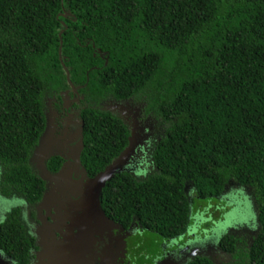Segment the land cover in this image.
I'll use <instances>...</instances> for the list:
<instances>
[{
	"label": "trees",
	"instance_id": "16d2710c",
	"mask_svg": "<svg viewBox=\"0 0 264 264\" xmlns=\"http://www.w3.org/2000/svg\"><path fill=\"white\" fill-rule=\"evenodd\" d=\"M64 29L61 56L86 99H132L160 134L148 174L121 172L103 189L107 217L179 238L192 224L190 189L218 199L236 182L252 190L260 230L250 244L230 234L220 247L235 264H264V0H0V193L31 204L45 189L30 164L45 99L70 87ZM83 120L81 160L94 176L127 148L130 130L98 108ZM33 243L13 209L0 247L28 264Z\"/></svg>",
	"mask_w": 264,
	"mask_h": 264
},
{
	"label": "flooded vegetation",
	"instance_id": "af4514ba",
	"mask_svg": "<svg viewBox=\"0 0 264 264\" xmlns=\"http://www.w3.org/2000/svg\"><path fill=\"white\" fill-rule=\"evenodd\" d=\"M73 85L74 87L70 86L45 99L46 121L48 119L51 122V126L55 131L54 139L50 142V146H52L53 152L60 154V156L51 157L48 162L54 157H58L61 160V164L57 169H50L48 162L47 167L50 173L55 176L64 170L62 173L63 178L60 179L63 182V184L61 183L64 187V189H61L63 193L55 187V183L52 184L51 188V184L45 181L44 193L41 201L38 203L31 204L17 193H13L8 197L0 193V225L5 221L8 213L13 209L19 208L21 221L30 239L34 240L33 246L30 249L28 264H43L46 262V258L44 259L45 250L52 249L55 251L60 250L63 245L67 246V239L61 233L66 232L67 228L72 229L75 235L78 234L77 225L79 224L78 219L81 215L80 208H82L81 202L83 200L81 186H84L88 179H93L96 176L90 175L82 160L79 164L74 159L82 144L83 149L80 159L85 149L83 111L86 108L92 107L110 112L120 117L128 126L130 130L129 138L132 137L133 139L135 152L128 159V163L122 172H129L133 176L141 178L145 174H148L152 168L151 155L160 134L156 129V123L145 115L142 105L132 99L119 101L110 97L101 99L98 102L94 100L89 101L83 93V86ZM81 122H84V124L82 125ZM31 166L39 174L38 164L32 162ZM1 179L2 167L0 165V182ZM45 195L46 199L43 203ZM115 223L119 225V229L103 231L100 234L81 238V242L84 241L83 246H80L81 257L83 256L81 264H135L134 260L130 257L137 246L133 245V241L136 240L135 237L138 234H143L149 230L143 228L137 222L132 223L127 228L120 223ZM256 228H253L255 230L251 232L258 231V228ZM52 232L55 235L51 236ZM41 234L44 237H41ZM230 234L237 238L238 245L243 246L245 239L240 236L241 230L236 229L230 232ZM179 238H163L166 241L163 244L166 254L165 256L160 255L158 259L156 258V264H184L181 255L185 252H190L189 254L193 255L192 250L196 248L193 249V245H189V241L187 240H182L183 244L179 245L180 248L178 250L169 248V246L180 242ZM71 243L70 247L66 249L70 250L73 247ZM0 257L4 261H9L10 264H17L1 247ZM198 258H206L211 264L236 263L231 255L220 247V244L216 249L209 246L207 251L199 252L198 256L194 257L190 262L188 261V264H192ZM49 260L50 262H55V258Z\"/></svg>",
	"mask_w": 264,
	"mask_h": 264
},
{
	"label": "rangeland",
	"instance_id": "374dc122",
	"mask_svg": "<svg viewBox=\"0 0 264 264\" xmlns=\"http://www.w3.org/2000/svg\"><path fill=\"white\" fill-rule=\"evenodd\" d=\"M191 199L192 224L188 232L179 238L180 242L169 248L178 250L183 243L189 241L193 245V255L185 252L183 263L188 264L199 252L207 251L209 246H219L221 240L236 229L241 230L240 236L251 243L260 230L257 218L255 198L250 188L237 186L233 182L223 198L202 200L194 193L188 192ZM258 228V231L252 233ZM256 228V229H257ZM133 245H137L132 256L135 264H156L155 259L166 254L163 244L166 242L158 234L146 231L135 237ZM244 246V245H243Z\"/></svg>",
	"mask_w": 264,
	"mask_h": 264
},
{
	"label": "water",
	"instance_id": "95a60500",
	"mask_svg": "<svg viewBox=\"0 0 264 264\" xmlns=\"http://www.w3.org/2000/svg\"><path fill=\"white\" fill-rule=\"evenodd\" d=\"M62 16L68 17L70 16L69 12H66ZM65 29L67 28L65 24H63ZM61 31L60 38H61V46L59 49L60 54V60L62 61V65L66 71L67 80L70 86L74 87L73 83L70 79V71L65 66V63L63 62V58L61 56L62 53V35L65 31ZM67 95V93H65ZM83 125L84 122H81ZM46 129L42 136L39 139L38 145L35 147L31 158H30V164L32 165V162H35L38 164V170H39V176L40 178L45 181L49 182L51 184L55 183V187L57 189H60V192L63 193L64 187L61 185L63 182L60 180L63 178V172H60V174L52 175L47 167L48 160L53 156H60L58 152H53L52 146H50V142L54 139L55 131L53 127L51 126V122L47 119ZM83 149V144L79 150V152L76 154V157L74 158L79 164L81 163L80 154ZM133 152H135V147L133 144L132 137L129 138V146L122 152V154L112 162L104 171L100 172L98 175H96L93 179H88V181L85 183L84 186H81V189L83 191V200H82V208H80L81 215L78 219L79 224L78 226V234L75 235L74 231L72 229H68L66 232H61L62 235H65V238L68 239V241L72 244L69 249L63 248L64 245L60 250H50L48 251V255L46 253V250L44 252L46 258V262L43 264H81L83 260V256L81 257V249L80 246H83L84 241L81 242V238L83 237H89L93 236L94 234H100L103 231H112L115 229H119V225L116 224L113 220H111L109 217H107L105 211L102 208L101 204V196L103 189L107 185L109 181L113 179V177L116 174H119L123 171V168L128 163V159L133 155ZM70 156V155H69ZM60 180V181H59ZM62 187V188H61ZM68 188V186H66ZM85 187V189H83ZM53 194V193H52ZM46 199V195L43 199ZM51 236L55 235V233H51ZM41 237H44L41 234ZM68 242V244H69ZM68 246V245H67ZM83 248V247H82ZM55 258L57 259L56 262H50L49 259ZM48 259V260H47ZM42 261V259H41ZM0 264H10L9 261H4L0 257ZM41 264V263H38Z\"/></svg>",
	"mask_w": 264,
	"mask_h": 264
},
{
	"label": "bare ground",
	"instance_id": "6f19581e",
	"mask_svg": "<svg viewBox=\"0 0 264 264\" xmlns=\"http://www.w3.org/2000/svg\"><path fill=\"white\" fill-rule=\"evenodd\" d=\"M68 242H69V241H68V239H67V243H68ZM70 242H71V241H70ZM70 242H69V244H67L68 247H67V246H64L63 248H65V249H66V248H69V247H70ZM63 248H62V249H63ZM50 250H52V249L46 250L47 255H48V251H50ZM56 260H57V259H55V262H56Z\"/></svg>",
	"mask_w": 264,
	"mask_h": 264
}]
</instances>
